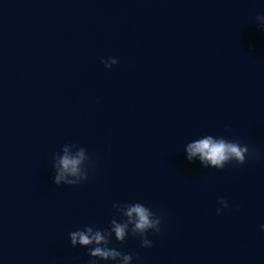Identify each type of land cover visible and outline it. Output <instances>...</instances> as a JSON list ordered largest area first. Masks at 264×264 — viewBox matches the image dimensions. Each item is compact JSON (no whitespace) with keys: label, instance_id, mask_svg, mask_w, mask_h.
I'll return each instance as SVG.
<instances>
[{"label":"water","instance_id":"obj_1","mask_svg":"<svg viewBox=\"0 0 264 264\" xmlns=\"http://www.w3.org/2000/svg\"><path fill=\"white\" fill-rule=\"evenodd\" d=\"M258 15L264 0H0V264H89L69 234L137 202L163 223L151 248L113 235L132 264H264ZM205 135L258 158L189 162ZM65 144L87 150L86 182H53Z\"/></svg>","mask_w":264,"mask_h":264},{"label":"clouds","instance_id":"obj_2","mask_svg":"<svg viewBox=\"0 0 264 264\" xmlns=\"http://www.w3.org/2000/svg\"><path fill=\"white\" fill-rule=\"evenodd\" d=\"M256 19L260 22V29L264 31V15H258ZM109 70L119 61L116 58L102 59L101 61ZM226 132L231 131L225 128ZM70 148L75 149V154L70 152ZM187 159L194 162L199 158L205 168L223 170L227 165L235 162L238 165L247 163V158L257 157L258 153L250 150L249 146L242 144L238 140H228L224 137H214L205 135L198 140L187 144ZM53 163L55 176L53 182L56 186L69 185L76 186L89 179V170L92 161L87 150L75 144H65L62 154L56 153ZM222 208L229 207L228 202L221 198L219 201ZM116 212L123 217L121 221L113 219L109 229L101 230L93 226H85L83 230H76L69 234L73 247L82 246L89 249V256L92 259L89 264H97L98 260L113 262V264H132L133 257L120 250L109 247L113 235L120 243H124L129 236L138 237L142 241L144 248L153 247V243L147 238L149 232L160 233L163 219L151 208L142 203L113 204ZM221 209H217V215H222ZM264 229V225L261 226Z\"/></svg>","mask_w":264,"mask_h":264}]
</instances>
